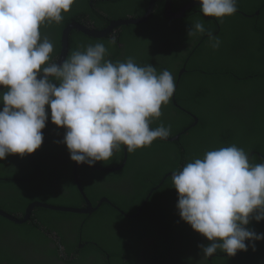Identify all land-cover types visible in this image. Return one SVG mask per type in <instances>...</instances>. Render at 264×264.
Listing matches in <instances>:
<instances>
[{
	"label": "trees",
	"instance_id": "trees-1",
	"mask_svg": "<svg viewBox=\"0 0 264 264\" xmlns=\"http://www.w3.org/2000/svg\"><path fill=\"white\" fill-rule=\"evenodd\" d=\"M149 1L77 0L71 11L64 14L61 24L40 27L41 38L47 37L53 43L52 59L56 60L60 53L62 31L71 21L103 30L110 21L142 17ZM190 1L183 0L179 4V0H171L172 12L177 13ZM164 3L165 0L156 1L147 21L118 26L111 34L116 37L114 46L109 44L111 36L96 39L72 30L68 35L67 57L74 51H82V46L100 42L108 47L107 59L113 63L132 57L139 65L152 64L158 73L165 69L172 73L174 94L170 103L162 106V116L153 121L151 127L160 124L168 127L171 116L178 118L174 121L180 120L181 127L170 126L171 135L167 140L176 136L178 139H157L150 146L159 148L161 155L170 162L169 166L151 164L148 173L147 163L135 157L137 151H124L123 146L108 161L96 162L93 166L86 163L78 165L77 181L84 198L95 208L94 212L88 215L34 208L30 214L31 222L24 225H15L0 216V241L5 236L4 232L14 237H18V233L23 239L30 240L29 229L36 230V223L37 242L51 245L47 255L53 256L57 264H112L115 255L121 254V247L123 251L128 250L125 252L128 253V263L134 264L137 259L135 251H138L136 242L153 235L159 240H148L147 244L153 247L159 243L160 248L167 246L166 260L169 262H179L183 256L188 260L199 251L200 245H209L205 243L207 238L193 230L180 216L171 212L152 214L158 207L156 202L162 198L170 206L178 202L171 176L166 177V174L181 171L187 163L203 158L208 151L236 145L248 154L251 164L264 163V6L260 7L264 0H238V10L243 14L225 17L222 23L214 17L205 20L199 14L194 15L196 7L187 10L183 17L169 19L163 12ZM256 10H259V15H254ZM197 20L219 37L221 44L218 49L210 46L207 34L188 38L189 25ZM3 90L0 86V91ZM197 93V97L190 98ZM186 97L194 103L186 104ZM2 107L0 104V109ZM42 133V145L34 153L24 156L12 154L0 160L1 178L5 177L2 174H5L9 157L15 166L19 164L23 167L21 171L11 169L10 174H22L9 176L16 179L14 182L0 181V210L15 218L23 215L26 206L36 201L59 207L84 209L86 206L73 176V165L77 163L70 159L67 146L61 142L65 129L53 124L49 114ZM150 153L140 149L138 156H148L150 162ZM48 174H64V178L52 175L55 178L50 179ZM82 174L113 179L116 188L120 183L130 185L129 179L123 183L125 174L139 175L136 176V187L131 189L134 194L131 198V195L126 197L125 194V204H122L118 191L113 188L99 189L98 185L92 193L88 180L83 181ZM35 188L37 191L43 189L44 195L37 192L32 196L30 193ZM4 193L9 202L2 198ZM100 197L107 202L99 205ZM141 204L144 205L139 213ZM246 227L258 234L264 233V220L257 222L253 219ZM104 235H107L109 246L102 238ZM175 238L179 244H171ZM196 238L201 239L197 249L194 248ZM253 243L254 249L249 245L247 251H238L232 257L216 253L205 264H264V240ZM246 244L249 242L246 241ZM164 247L161 248V257H165ZM114 250L117 253L114 254ZM7 258L5 251L0 250V264H5ZM37 262L34 260L32 264ZM17 264H20L19 261Z\"/></svg>",
	"mask_w": 264,
	"mask_h": 264
},
{
	"label": "clouds",
	"instance_id": "clouds-1",
	"mask_svg": "<svg viewBox=\"0 0 264 264\" xmlns=\"http://www.w3.org/2000/svg\"><path fill=\"white\" fill-rule=\"evenodd\" d=\"M77 0H0V160L39 149L49 120L65 129L62 143L70 159L93 166L126 146L128 152L150 147L171 135L162 116L175 91L169 70L139 65L132 57L113 63L104 43L82 46L62 63L40 27L61 24ZM200 12L223 22L238 11V0H198ZM207 34L213 49L218 36L197 20L187 36ZM116 44L115 35L109 40ZM50 110V113H49ZM180 218L211 243L200 245V264L219 250L232 257L254 249L264 233L248 229L264 220V163L253 165L236 145L205 153L172 172ZM246 241L249 244H246Z\"/></svg>",
	"mask_w": 264,
	"mask_h": 264
},
{
	"label": "flooded vegetation",
	"instance_id": "flooded-vegetation-1",
	"mask_svg": "<svg viewBox=\"0 0 264 264\" xmlns=\"http://www.w3.org/2000/svg\"><path fill=\"white\" fill-rule=\"evenodd\" d=\"M108 2H112L113 0H107ZM157 1V0H156ZM155 1V3H156ZM183 0H179V4L180 2H182ZM150 2V1H149ZM149 5V4H148ZM165 5V3H164ZM188 7L187 10H189L190 8L192 7H196V9L194 10V15L196 14H199L201 17H203L205 20L208 19L209 17H205L201 12H200V9H199V4H198V1H190L187 5ZM184 6V7H186ZM264 6L261 5L260 7L262 8ZM183 7V8H184ZM148 9V7H147ZM182 8H180L181 10ZM187 10L185 11V13L187 12ZM147 11V10H146ZM163 12L165 13V16L169 19H172L170 18V14H173L172 12V9H171V1H170V6H169V10L166 9V7L164 6L163 8ZM146 13V12H145ZM144 13V14H145ZM143 14V15H144ZM236 14H243L240 12V10L237 11ZM142 15V16H143ZM185 15V14H184ZM246 15V14H245ZM254 15H259V10H256ZM232 16H230L231 18ZM176 19V18H174ZM73 22V21H71ZM70 22V23H71ZM76 22V21H74ZM112 22H115V21H110L108 26L106 28H108ZM78 23V22H76ZM89 23V22H88ZM87 23V24H88ZM80 24V23H79ZM82 25V24H81ZM68 26V25H67ZM66 26V27H67ZM84 26V25H83ZM65 27V28H66ZM87 27V25L85 26ZM64 28V29H65ZM95 26L92 25V28L90 29H94ZM104 28V29H106ZM117 28V27H116ZM116 28H113L111 30V33L108 34L107 36H111L112 37V33H114V30H116ZM63 29V30H64ZM97 28H95L94 30H96ZM103 29V30H104ZM219 30V28L217 29ZM216 30V31H217ZM96 31H102V30H96ZM63 32V31H62ZM214 35V34H213ZM99 39V38H98ZM57 59V58H56ZM199 93H197L196 95H192L190 98L193 99L195 97L198 96ZM187 101H186V104H192L194 103L193 100H190L189 98H185ZM173 103H174V100H173ZM176 106V105H175ZM177 107V106H176ZM181 110L184 111V109L180 108ZM188 114H190L189 112H187ZM191 115V114H190ZM178 118H174L171 116V119L169 118V122H167L170 126L174 127V128H179L181 127V121L178 120L179 122L177 121H174ZM177 124V125H176ZM139 151L140 149L137 150V155L135 156L136 158H140L142 159L144 162L147 163V167L149 168L148 170V173L151 171L149 165L151 164H155V163H158L160 165H163L165 166L166 168L169 166L170 162H167V158L164 156L161 155L160 153V150L159 148H151V147H146V148H142L141 151L143 152H147L150 151L151 153L149 154V156L151 157V161L148 162V156L146 157H141V156H138L139 154ZM126 159V157L124 158V160ZM74 167V165H73ZM14 168L16 169L17 171H21L23 169V167L19 164H17V166H15V164L13 163V161L11 160V157H9V161L8 163L5 164V174H2V176H5L4 178H1L0 177V181H7V182H14L16 179L14 178H9V176H14V175H22V174H10V171L11 169ZM147 173V174H148ZM49 175V178L50 179H54L55 177H53L52 175H55V176H58V177H61V178H64V174H48ZM78 174H73L74 178H75V181H77V176ZM83 175V174H82ZM126 176L123 177L124 178V182L125 183V179H129V183L130 185L129 186H124L122 183H120L118 185V188L114 187L115 185V181H113V179H102V177L99 178V176H94V174H84L82 176L83 178V181H86L88 180L89 182V185H90V190L92 191V193H94V191H96V189L94 188L95 186L97 187L98 185H100V188H103V187H110V188H113V190H116L118 191V199L119 201L122 203V204H125V194H126V197L128 195H131L130 198L132 197V195L134 194V192L131 190V189H134L136 187V176L139 175V174H125ZM172 173H167L166 174V177L168 176H171ZM36 178H37V174H36ZM85 179V180H84ZM121 186H124V187H121ZM37 192H40L39 194H42L44 192V190L42 189V191H37V188H35L30 194L32 196L37 195ZM44 195V194H42ZM100 196V195H99ZM2 198L4 200H7V202H9L8 198L6 197V193H4V195L2 196ZM84 198V197H83ZM85 199V198H84ZM103 200H106L104 197H100L99 199V205L100 203L103 201ZM86 201V199H85ZM124 201V202H123ZM146 201V200H145ZM166 199H160L158 200V202H156L158 204V207L155 208L153 211H155L153 215H157V214H163L164 212H171L173 214H176L177 216H179V213H178V209L176 207L177 204H173L170 206L168 205L166 202ZM37 202V201H36ZM35 202V203H36ZM104 202V201H103ZM34 203V202H33ZM31 203V204H33ZM37 203H40V202H37ZM90 203V202H89ZM156 203H153V204H156ZM31 204H28L25 208V211L26 212V209L28 208V206H30ZM44 204V203H42ZM91 204V203H90ZM45 205H48V206H53V205H50V204H46ZM92 205V204H91ZM144 204H141L140 208L138 209L139 213L141 212V209L143 207ZM37 208H40V207H37ZM65 208H69V207H65ZM92 208L93 205H92ZM45 209V208H44ZM79 209H82V208H79ZM84 209H87V203H86V206ZM95 209V208H94ZM120 212H122L121 210H119ZM94 212V211H93ZM92 212L90 213H87L88 215H90ZM123 213V212H122ZM25 216V213L23 215H21L19 218H17L18 220H23ZM131 218V217H130ZM146 219V218H145ZM179 219V218H178ZM7 220V219H6ZM147 220V219H146ZM162 220V219H161ZM10 222V221H9ZM31 222V219L29 217V219L21 224H16V223H13L15 225H24V224H27ZM163 223V221H162ZM122 224V223H121ZM35 228L36 230H33V229H29V232H30V240H27V239H23L18 233V237H14V235H11V233L9 234V232H4V235L3 236V239L0 241V250L1 251H5V257H8L6 260H5V264H17V262L19 261L20 264H26L27 263H30L32 264L34 260L38 261L37 264H41V263H45V264H57V262H55V258L52 256V257H48V252L50 251L49 250V246H51L50 244L48 245L47 243H43V242H37V224L34 223ZM118 226H120V224H117ZM135 226V225H134ZM123 227V226H122ZM125 228V227H123ZM123 237V236H122ZM121 237V241H123ZM103 239L106 240V246H109L110 244L107 242V235H104L102 236ZM132 239V238H131ZM148 240H154L155 242L159 240V237L156 236V235H153V236H150V237H147V238H143V239H138V242H136L135 246L138 247V251H135L136 252V256H137V259L136 261L134 262V264H186L188 261H190V263H187V264H200V260L202 259V256H203V253L201 251V248H199V251L196 253V254H193L188 260H185L184 256L180 259L179 262H169L167 259L168 255H167V249L165 247L167 246H163L165 248V251H164V254H165V257H161L160 256V253H162L161 251V247L160 248V244H155L153 247L150 245V244H147ZM116 241L117 242H120V240H118L116 238ZM131 241L129 240V243ZM201 242V239L199 238H196V242H194V248L197 249V246L198 244ZM207 244H210L211 241H208L206 240ZM171 244H179L178 241H176V238H175V241ZM200 245V244H199ZM129 246V245H128ZM80 248V246H79ZM121 249V254L117 253L116 250H114V254L117 253L112 261V264H129L128 263V259H127V254H125L126 251H123L122 250V247L120 248ZM158 250H159V253H158ZM217 253H219L222 257H227V254L226 253H222L220 251H217ZM30 257V258H29ZM27 259H33V260H27ZM212 260V257L209 258L207 261L210 262ZM35 264V263H34ZM64 264V263H63ZM111 264V263H110Z\"/></svg>",
	"mask_w": 264,
	"mask_h": 264
},
{
	"label": "water",
	"instance_id": "water-1",
	"mask_svg": "<svg viewBox=\"0 0 264 264\" xmlns=\"http://www.w3.org/2000/svg\"><path fill=\"white\" fill-rule=\"evenodd\" d=\"M155 1L156 0H150L149 7H148L146 13L142 17L135 18V19L119 20V21L112 22V24L108 28H106V29H104L102 31H96L94 29L87 28V27H85V26H83V25H81L79 23L74 22V21L71 22L62 32L60 53H59V55H58L56 60H59V62L62 63L63 60L67 57V53H68V35H69V33L72 30H78V31L82 32L83 34H85L86 36H89L91 38H96V39L104 38L108 34L111 33V30L113 28H116L118 26L141 24V23L147 21L149 19V17L151 16V13H152L154 5H155ZM170 1L171 0H165V7H166L167 10H169ZM187 9H188V7L186 6V7L182 8L181 10H179L177 13L170 14V18L174 19V18L183 17L184 14H185V11ZM183 72H184V70L181 71V73H183ZM195 122H197V120ZM177 139H178V136H176V137H174L172 139H168V140L166 139V140L167 141H174V140H177ZM123 148H124V151H126L125 146H123ZM124 162H125V160L123 161V163ZM79 165H82V164H79ZM77 166H78V164L74 165L73 174H76V167ZM117 169H119V168H117ZM75 184H76L79 192L81 193V195L83 197H85L84 194H83V191L81 190V186H80L79 182L76 181ZM103 201L107 202V200H103ZM86 203H87V209H79V208H65V207H59V206H48V205L36 202V203H33L30 206H28V208L26 209L25 216H24L23 220H18L17 218L5 213L2 210H0V216L3 217L4 219H7L10 222H13V223H16V224H21V223H23V222H25V221H27L29 219L32 210L34 208H37V207L45 208V209L52 210V211L69 212V213H76V214H83V213L93 212L95 209L92 208V205L89 203V201L87 199H86Z\"/></svg>",
	"mask_w": 264,
	"mask_h": 264
}]
</instances>
